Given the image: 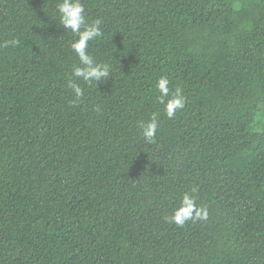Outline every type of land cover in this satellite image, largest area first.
I'll return each mask as SVG.
<instances>
[{"label": "trees", "instance_id": "obj_1", "mask_svg": "<svg viewBox=\"0 0 264 264\" xmlns=\"http://www.w3.org/2000/svg\"><path fill=\"white\" fill-rule=\"evenodd\" d=\"M58 2L0 0V264H264V0H81L111 74L76 103Z\"/></svg>", "mask_w": 264, "mask_h": 264}, {"label": "clouds", "instance_id": "obj_2", "mask_svg": "<svg viewBox=\"0 0 264 264\" xmlns=\"http://www.w3.org/2000/svg\"><path fill=\"white\" fill-rule=\"evenodd\" d=\"M56 11L59 15L60 25L77 37L71 42L70 48L77 55L79 63L73 67L71 78L67 82V87L72 90L75 97L73 103H76L84 95V92L80 85L75 82V78L88 84H96V82L103 83L111 74L108 64L95 61L87 52L89 41L103 35L100 28L101 22L99 19L91 23L86 22L85 8L81 0H59ZM17 43L18 41L13 40L5 42L3 46L7 47L9 44L15 46ZM168 85L169 80L166 77H160L156 81L155 87L160 94L157 99L159 103L164 105V114L171 119L175 117L178 110L183 109L185 98L179 87L170 96ZM139 127L144 140L147 143H153L158 129L157 115L153 114L147 121H141ZM196 192V188H192L191 193L185 192L172 215L165 219L178 226L184 225L188 220L207 219V208L196 204Z\"/></svg>", "mask_w": 264, "mask_h": 264}]
</instances>
